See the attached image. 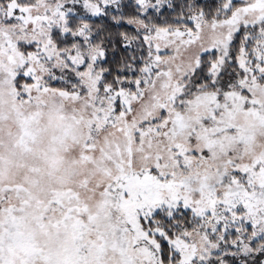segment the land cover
<instances>
[{
  "label": "snow or ice",
  "instance_id": "1",
  "mask_svg": "<svg viewBox=\"0 0 264 264\" xmlns=\"http://www.w3.org/2000/svg\"><path fill=\"white\" fill-rule=\"evenodd\" d=\"M0 264H264V0H0Z\"/></svg>",
  "mask_w": 264,
  "mask_h": 264
}]
</instances>
